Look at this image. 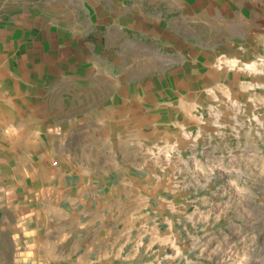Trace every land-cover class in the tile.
I'll return each instance as SVG.
<instances>
[{"label": "crops", "instance_id": "obj_1", "mask_svg": "<svg viewBox=\"0 0 264 264\" xmlns=\"http://www.w3.org/2000/svg\"><path fill=\"white\" fill-rule=\"evenodd\" d=\"M71 95V124L105 128L121 164L0 144V264H186L228 225L264 238V198L238 197L264 190V0H0V127ZM164 140L221 159L217 179L146 161Z\"/></svg>", "mask_w": 264, "mask_h": 264}, {"label": "rangeland", "instance_id": "obj_2", "mask_svg": "<svg viewBox=\"0 0 264 264\" xmlns=\"http://www.w3.org/2000/svg\"><path fill=\"white\" fill-rule=\"evenodd\" d=\"M164 53V51H163ZM163 57H166L163 55ZM249 68V67H248ZM101 80H99L100 82ZM104 81V80H102ZM70 100L66 101L68 106H71L70 110H58L57 108L50 112L52 114L51 122L43 120L42 112L37 114L34 119L33 126H25L22 124L16 127H0V144L2 146L11 147L12 150H18V152L25 153L26 151L34 152V159L42 156V152H54L56 154H63L60 151H65L67 158L65 161L70 163L72 167L83 169L86 171H97L99 173H106L111 170L118 168L121 164V159L106 157L110 155L111 151L115 150L111 144L106 143L105 128H99L97 133H93V139H99L100 141L92 140L90 137L89 127L74 126V118L80 117L84 119V111H78L73 109L74 96L67 97ZM64 101L57 97L55 103ZM65 102V101H64ZM82 113V114H81ZM66 118V120H65ZM62 120L65 122V126H60L58 122ZM25 121L19 116V122ZM51 123V124H50ZM61 123V121L59 122ZM94 129V128H92ZM264 132V128H259ZM97 134V135H95ZM9 139H13L15 142L9 144L6 142ZM5 142V143H4ZM148 150V151H147ZM108 151V152H107ZM148 152V153H147ZM98 154V158H97ZM102 154V157H99ZM113 154H115L113 152ZM146 156L148 155L150 160L147 158L146 161H153L154 164L158 165V168L162 171H168L174 178L192 176V172H198L201 165H209L214 173L213 179H217V166L219 162L222 163L221 159L216 158L214 155H205L201 158L193 155L191 152L186 153L184 144L183 146L177 141H157L155 144H148L145 148ZM65 155V156H66ZM58 157L51 158L54 164L58 163ZM42 160L41 158H38ZM260 178V177H259ZM245 186V185H244ZM259 186V185H258ZM263 185L259 186L257 191H249L248 187L246 190L238 192V197L242 199L248 198H264ZM233 197V193L231 194ZM243 211H249V208H239ZM256 209V208H253ZM258 214L262 208L258 207ZM249 224H243V226ZM227 232L230 234V239L227 240L225 245L218 247V242H213L210 246H207L204 252L195 254L189 257V261L186 264H264V238H260L259 232H246L243 231L241 234L233 233V229L230 225L227 227ZM234 237L239 240L234 242ZM250 237H252V247L256 245L258 250L257 254L245 253V248L250 245ZM256 239V240H255ZM256 243V244H255Z\"/></svg>", "mask_w": 264, "mask_h": 264}, {"label": "bare ground", "instance_id": "obj_3", "mask_svg": "<svg viewBox=\"0 0 264 264\" xmlns=\"http://www.w3.org/2000/svg\"><path fill=\"white\" fill-rule=\"evenodd\" d=\"M247 67H249V65H247Z\"/></svg>", "mask_w": 264, "mask_h": 264}]
</instances>
